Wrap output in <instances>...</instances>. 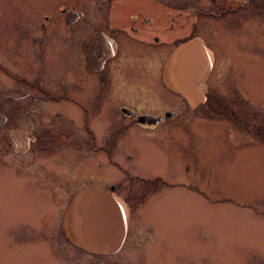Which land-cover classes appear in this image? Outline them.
I'll return each mask as SVG.
<instances>
[{
  "label": "flooded vegetation",
  "instance_id": "af4514ba",
  "mask_svg": "<svg viewBox=\"0 0 264 264\" xmlns=\"http://www.w3.org/2000/svg\"><path fill=\"white\" fill-rule=\"evenodd\" d=\"M13 1L3 39L8 53L0 58V195L14 191L32 206L28 223L19 224L57 219L64 236L63 216L78 193L168 186L156 175L145 179L137 156L152 152L157 140L169 146L174 130L206 122L207 111L228 117L215 124L235 140L236 131L252 136L254 104L238 80L261 36L257 29L264 32V0H204L207 6L196 9L190 0H60L46 12H32L39 0ZM193 40L210 62L208 69L203 62L178 70L194 88L186 99L167 87L163 69L178 46ZM95 169L117 176L95 178Z\"/></svg>",
  "mask_w": 264,
  "mask_h": 264
},
{
  "label": "rangeland",
  "instance_id": "374dc122",
  "mask_svg": "<svg viewBox=\"0 0 264 264\" xmlns=\"http://www.w3.org/2000/svg\"><path fill=\"white\" fill-rule=\"evenodd\" d=\"M11 1L15 2L0 0L1 59L8 53L3 39L8 37L14 13L8 5ZM59 1L39 0L32 12H46ZM205 1L190 0V5L196 9L207 6ZM214 12L218 14V10ZM230 17H221V22ZM257 33L261 36L252 46L251 59L244 57L238 80L254 104L246 120L251 137L236 131L235 140L228 128L215 124L226 122L223 119L228 117L207 111L206 122L174 130L169 146L157 140L151 144L152 152L140 153L136 170L146 172L145 179L156 175L169 185L156 183L145 188L143 184V188L126 183L116 190L130 208V221L126 241L113 255H88L76 249L62 233L59 235L57 219L49 224L36 218L39 225L47 224L43 232L34 220L19 224L32 206L18 202L14 191L9 190L6 196L3 193L0 264H16L18 260L29 264H262L257 260L264 262V110L258 105L264 104V32L257 29ZM241 100L246 101L244 97ZM247 114L244 110L241 113L245 118ZM250 138L249 146L240 145ZM105 175L108 179L117 176L112 170L106 174L94 170L95 178ZM185 184L192 187L178 186ZM198 188L203 189L205 198ZM28 243L34 248H13ZM7 244L12 247L7 248Z\"/></svg>",
  "mask_w": 264,
  "mask_h": 264
},
{
  "label": "water",
  "instance_id": "95a60500",
  "mask_svg": "<svg viewBox=\"0 0 264 264\" xmlns=\"http://www.w3.org/2000/svg\"><path fill=\"white\" fill-rule=\"evenodd\" d=\"M203 62L205 69H208L210 54L199 41L178 46L163 69L167 87L183 98L192 97V84L189 87L183 83L178 70L196 65L201 67ZM129 216V207L114 189L110 192H81L66 207L62 222L64 236L72 245L88 254L113 255L123 245Z\"/></svg>",
  "mask_w": 264,
  "mask_h": 264
}]
</instances>
